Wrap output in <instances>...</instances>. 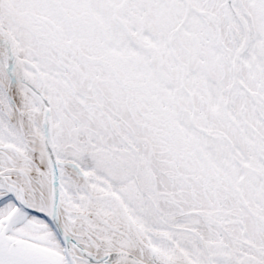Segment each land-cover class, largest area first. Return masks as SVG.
Returning a JSON list of instances; mask_svg holds the SVG:
<instances>
[{
  "label": "snow or ice",
  "instance_id": "6c2138e0",
  "mask_svg": "<svg viewBox=\"0 0 264 264\" xmlns=\"http://www.w3.org/2000/svg\"><path fill=\"white\" fill-rule=\"evenodd\" d=\"M0 264H264V0H0Z\"/></svg>",
  "mask_w": 264,
  "mask_h": 264
}]
</instances>
